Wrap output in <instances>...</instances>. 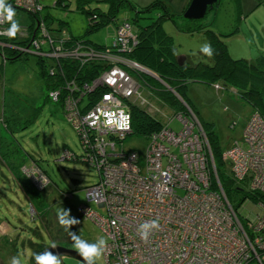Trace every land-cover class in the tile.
<instances>
[{"label": "built area", "instance_id": "obj_1", "mask_svg": "<svg viewBox=\"0 0 264 264\" xmlns=\"http://www.w3.org/2000/svg\"><path fill=\"white\" fill-rule=\"evenodd\" d=\"M11 2L38 20L35 28L28 31L29 26L22 27L17 36L34 37L25 50L26 46L17 43L7 45L9 39H3L7 37L4 35H0V45L17 46L28 54L41 49L38 56L61 57L62 40L53 38L48 31L44 8L38 0ZM8 24L0 15V31ZM138 40L134 25L126 20L118 26L112 46L86 53H80L78 48L75 54L98 56L109 63L92 81V87L83 85L92 91L106 86L107 91L96 101L89 99L91 103L83 105L86 93L81 91L83 86L75 83L70 96L61 102L67 119L80 135L85 150L82 159L99 174V181L87 188V199L106 212L84 203L77 211L110 237L104 253L106 264H264V117L254 111L246 122L242 141H236L222 153L232 177L244 192L239 206L233 204L220 182L213 185L212 149L198 116L190 108L188 113L177 114L182 120L180 129L172 127L171 118L149 136L146 153L121 148L119 145L132 134L133 128L127 105L134 93L133 86L139 88L130 67L142 68L124 53L130 52ZM44 41L50 49L41 47ZM215 87L219 90L222 85L215 83ZM76 89L81 95L74 94ZM51 91L61 101L60 89ZM103 113L114 114L113 119L124 126L114 123L105 127ZM93 119L97 121L94 125ZM74 155L65 150L60 159L70 160ZM157 216L160 229L154 230L147 241L141 240L138 224Z\"/></svg>", "mask_w": 264, "mask_h": 264}, {"label": "rangeland", "instance_id": "obj_2", "mask_svg": "<svg viewBox=\"0 0 264 264\" xmlns=\"http://www.w3.org/2000/svg\"><path fill=\"white\" fill-rule=\"evenodd\" d=\"M41 1L46 6L42 12L50 21L46 26L52 36L62 38L70 33L85 36L88 19L86 14L79 10L77 0H62V3L58 4L57 0ZM129 1L136 9L130 6L122 7L115 21H110L92 32L89 39L112 45L118 26L126 20L138 30L151 22L147 16L155 18L163 11L160 7H154L151 12L140 13L137 19V11L143 10L154 0ZM164 1L171 5L167 0ZM244 1L247 2V11H251L245 13L246 18L243 16L241 21H236L235 1L224 0L214 23H219V31L228 33L239 23L238 34L223 38L234 57L254 59L264 52V0ZM10 2L11 0H6V3ZM66 3L68 6L64 5ZM172 3L175 4L173 1ZM259 3L261 4L258 6ZM11 5L15 12L20 13L19 22L22 27H27L26 23L36 24L31 14ZM100 5L104 9L109 8L105 1ZM178 9L177 12L174 11L175 14H182L184 6ZM179 14L175 15V20L162 21L166 32L173 37L175 49L180 53L178 56L186 55L193 63H208L210 57L202 56L198 52L200 44L209 42L208 36L203 32L190 33L189 29L197 27L196 19H187ZM47 15H50V18ZM211 16L212 12L207 13V17L200 22H206ZM231 19L235 21L233 26L230 25ZM26 29L29 31L31 28ZM11 40H7V45H11ZM41 47L50 49L47 41H44ZM5 51L0 50V53L8 56ZM34 51L36 55L30 53L25 59H8L4 63L0 54V264H8L9 258L16 253L20 254L22 264H34V253L50 244L72 248L68 233L57 220L55 209L61 206L71 209V215L79 219L80 223L73 225L72 230L83 238L94 240L101 234L105 235L93 220L84 218L77 211L78 206L84 203L101 213L106 212L96 202L87 199V188L99 181V174L97 169L81 159L83 146L80 135L67 119L61 101L56 100L51 94L52 91L47 89L37 58L41 49ZM51 59L48 58L47 64L52 62ZM217 82L222 85L219 90L216 89L215 83L191 81L186 87V97L201 122L214 123L220 146L224 150L236 141H242L246 122L255 110L232 87L225 88L223 82ZM133 87L134 89H131L134 93L129 103L147 108L162 122H168L172 118L171 125L175 129L182 127V120L176 115L171 104L156 97L150 85L139 83L138 89ZM87 102L88 98L83 105ZM149 139L147 135L134 133L119 146L137 149L144 154ZM66 149L79 155V159L61 160ZM34 163L46 171L47 175L39 166H34ZM32 172H41L40 175L44 174L50 178V182L47 181L46 196L40 190L43 184L37 175H29ZM243 198L244 192L237 191L232 195V202L239 206ZM58 258L61 264H83L79 259L68 255ZM102 264H106L104 256Z\"/></svg>", "mask_w": 264, "mask_h": 264}, {"label": "trees", "instance_id": "obj_3", "mask_svg": "<svg viewBox=\"0 0 264 264\" xmlns=\"http://www.w3.org/2000/svg\"><path fill=\"white\" fill-rule=\"evenodd\" d=\"M94 1H96V3H94ZM104 1L109 4L108 9H104L100 5V3ZM220 1L221 0L215 4L214 8H210L208 12L213 9L216 10ZM38 3L45 9L46 6L41 0H38ZM58 3H62V0H57V4ZM10 4H12V2H10ZM64 5L68 6L67 3ZM77 5L79 10L85 13L88 19L85 36H76L71 33L68 35L66 34L62 38L52 36L57 40H62V51L64 54L57 59L52 58V62L48 64L47 57L37 56L38 64L41 66L40 72L46 81L47 89H60V100L62 103L66 97L70 96L75 83L81 86L90 85L92 87V81L104 70V68L109 66V63L103 60V58H98V56L90 57L84 54L79 55L74 52H76L78 48L81 50L80 53H86L90 50L100 52L112 46L95 42L89 39V35L101 26L107 25L110 21H115L116 15L122 7L130 6L132 9H136V6L129 0H77ZM154 7H160V9L163 10L162 13L155 18L151 16L146 17L150 19L151 22L137 30L139 37L137 45L130 52H125L124 55L133 62H137L142 68L155 73L161 80L146 74L142 68L130 67V72L137 82L150 85L152 93L163 102L170 103L171 105H169L172 106L176 115L178 113H188L190 109L197 115L195 108L186 97L187 85L191 81H202L206 83H218L217 81H221L225 88L232 87L242 99L250 103L254 107V110L264 117V53L254 60L232 56L223 38L227 36V34L215 29L212 24L205 26L200 23V20H202L200 19L199 21L196 20L197 23H195V25L197 27L195 29H189L188 31L190 33L199 31L204 32L209 38L214 54L210 57L208 63L199 61L193 65L190 64L189 61H185L184 64L181 65L178 63V55L173 53V48H175L173 37L166 32L162 24V21L165 19L175 20V15L179 13L175 14L170 5L164 0H154L145 6L143 10L137 11L136 18L138 19L140 17V13L151 12ZM185 11L182 13L183 15ZM182 14L179 15L183 16ZM33 17L36 20V17ZM47 17L50 18V15H47ZM204 18H206V16ZM45 20L46 24L47 22L50 24L46 16ZM37 21L38 20H36L35 25L31 23L29 27L31 29L35 28ZM3 39H12L14 42L12 40L11 42L17 43L18 46H27L31 40V38L19 37L17 35L13 38L4 37ZM0 49L2 51L7 49L5 53L8 55V59L12 60L25 59L30 55L25 52L22 53L17 46L0 45ZM9 56L12 58H9ZM50 66L54 68L53 74H51V70L49 69ZM84 86L81 91L86 93V95L82 103L88 98L86 104L96 101L102 92L107 91L106 86L98 87L93 91L91 87L86 88ZM74 94L76 96L81 95L77 89ZM127 106L132 115V134L137 133L150 136L154 132L159 131L166 123L162 122L157 116L151 114L147 108L129 102ZM169 121L170 120H168V122ZM201 124L211 146L215 162V167L211 168L213 185L218 186V182H220L229 198H232L235 192L241 191V188L237 185L236 180L230 173V168H228L227 163L222 158L223 150L218 140L215 125L212 122H201ZM83 156H85L84 147L81 159ZM79 157V155L75 154L71 160L79 159ZM33 165L39 166L37 163ZM39 169L42 168L39 166ZM42 171L46 174V171L43 169ZM47 186L48 185L40 189L45 196L47 195ZM66 197H68V195H66ZM41 250H39V252Z\"/></svg>", "mask_w": 264, "mask_h": 264}, {"label": "clouds", "instance_id": "obj_4", "mask_svg": "<svg viewBox=\"0 0 264 264\" xmlns=\"http://www.w3.org/2000/svg\"><path fill=\"white\" fill-rule=\"evenodd\" d=\"M0 15L6 19L9 24L6 29L0 31V35L7 36L9 38L15 37L21 30L22 25L16 17V12L10 3H6V0H0ZM199 54L205 57H212L214 54L213 47L210 42H203L198 48ZM173 53L175 55L180 54L175 48H173ZM196 53L194 52L193 55ZM113 81H109L112 83ZM105 119L103 124L105 127H111L114 123L117 127H123L124 125L119 120H114L112 113H103ZM122 118V113H121ZM96 119H93L91 123L96 124ZM36 172L31 174H36L37 178L40 179L43 184L47 185V180L45 175H40ZM58 223L62 226L64 231H66L72 241V248L75 253L82 258L83 264H102L104 253L106 252L110 237L104 234L97 236L94 240H89L83 238L76 231L72 230L73 225L80 223L79 219L71 215V209L65 208L63 206L55 209ZM115 223V221H113ZM161 227L160 217L150 218L144 220L137 226V232L141 240L147 241L152 235L154 230H159ZM56 245L52 244L51 248H55ZM35 264H61L58 258V253H54L50 248H45L42 252L34 253ZM8 264H22V259L19 253L12 255L9 258Z\"/></svg>", "mask_w": 264, "mask_h": 264}, {"label": "water", "instance_id": "obj_5", "mask_svg": "<svg viewBox=\"0 0 264 264\" xmlns=\"http://www.w3.org/2000/svg\"><path fill=\"white\" fill-rule=\"evenodd\" d=\"M218 2H219V0H191L188 8L186 9V11L184 13V17L187 19H196V20L203 19L207 15L208 10L210 8L211 9L214 8L215 4H217ZM33 37H34V34H33ZM33 37H32V39H33ZM32 39H31V41H32ZM27 46L24 48V50L27 48ZM0 54H2V53H0ZM185 61H186V55H179L178 56V63L179 64L182 65V64H184ZM142 69L145 72H147L149 75L153 76L154 78L161 80V78L159 76H157L155 73H153L147 69H144V68H142ZM46 248H50V250L53 251L54 253H58V257L68 255V256L77 258L80 261H82V258L75 253V250L73 248H69L67 246H63V245H59V244H56V247L54 249L51 248V245L47 246ZM44 250H45V248L42 251H44ZM34 264H35V261H34Z\"/></svg>", "mask_w": 264, "mask_h": 264}, {"label": "crops", "instance_id": "obj_6", "mask_svg": "<svg viewBox=\"0 0 264 264\" xmlns=\"http://www.w3.org/2000/svg\"><path fill=\"white\" fill-rule=\"evenodd\" d=\"M168 2H170L171 3V8H172V10L173 11H176V10H179L178 8H180V6H184V9H183V12L186 10V8H187V6L190 4V2H191V0H167ZM172 1L173 2H175V4L174 3H172ZM223 1L224 0H221L220 1V4L216 7V10H210L209 12H212V16H211V18L209 19V20H207L206 22H200V23H202V24H204L205 26L207 25H213V27L215 28V29H217V28H219V23H217L216 25H215V21L217 20V17H218V14H219V12H220V10L222 9L221 7L223 6ZM232 2L233 1H235L234 3V5L236 6V8H235V13H236V21L238 20V22L239 21H241V18L244 16L245 18L247 17V15L245 16V13L247 12V13H251V11H247V9L245 8L246 7V5H247V2H245L244 0H231ZM262 3V2H261ZM261 3H259L258 4V6L261 4ZM177 12V11H176ZM208 12V13H209ZM21 15H20V13H18V12H16V18L19 20V17H20ZM206 17H207V15H206ZM234 23H235V21H234V19H231L230 20V25L231 26H233L234 25ZM28 26H30V24L31 23H26ZM239 24V23H238ZM238 24H235L234 26V30H232V31H230V33H228V32H224V31H221L222 33L224 32V34H227V36H229V35H233V34H238V32H239V30H240V27H239V25ZM25 25V24H24ZM227 25H229V24H227ZM200 33L202 32V31H199ZM204 33V32H203ZM225 37V36H224ZM264 53V52H263ZM263 53H261V54H263ZM260 54V55H261ZM231 55H232V53H231ZM259 55V56H260ZM233 56V55H232ZM258 57V56H257ZM246 58V57H245ZM247 59H250V60H254L253 58H247ZM186 61H189L190 62V58L188 57V56H186ZM190 64H196V63H193V61H191L190 62Z\"/></svg>", "mask_w": 264, "mask_h": 264}, {"label": "flooded vegetation", "instance_id": "obj_7", "mask_svg": "<svg viewBox=\"0 0 264 264\" xmlns=\"http://www.w3.org/2000/svg\"><path fill=\"white\" fill-rule=\"evenodd\" d=\"M0 50H1V49H0ZM2 52H4V50H3ZM6 57H7V59L5 60V55H3V53H2V58H3V61H2V62H3V63H4V62H7V60H8V56H6ZM50 245H51V244H50Z\"/></svg>", "mask_w": 264, "mask_h": 264}, {"label": "bare ground", "instance_id": "obj_8", "mask_svg": "<svg viewBox=\"0 0 264 264\" xmlns=\"http://www.w3.org/2000/svg\"><path fill=\"white\" fill-rule=\"evenodd\" d=\"M15 7V6H14ZM183 15V14H182ZM183 17V16H182ZM89 63V62H88ZM84 65V64H83ZM85 72V71H84ZM79 81V80H78Z\"/></svg>", "mask_w": 264, "mask_h": 264}]
</instances>
